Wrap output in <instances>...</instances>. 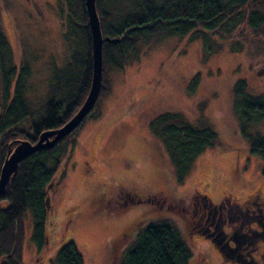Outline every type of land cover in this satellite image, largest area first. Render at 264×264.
Here are the masks:
<instances>
[{
	"label": "rangeland",
	"instance_id": "obj_1",
	"mask_svg": "<svg viewBox=\"0 0 264 264\" xmlns=\"http://www.w3.org/2000/svg\"><path fill=\"white\" fill-rule=\"evenodd\" d=\"M65 11V0H0V31L12 61L17 69L25 63L30 70L24 84L29 124L41 117L52 74L69 56ZM242 39L240 32L222 42V51L203 63L202 40L170 38L143 47L136 62L107 75L109 91L99 102V117L79 131L59 170L65 179L59 183L55 178L48 191V248L40 255L31 242V214L24 216L22 264H50L66 244L75 247L83 264H117L126 250L124 241L140 226L160 221L178 227L192 252L190 264H231L220 262L209 238L198 232L199 213L194 214L192 203H224L238 210L254 195L264 203L262 162L249 155L239 134L231 95L238 80L246 82L248 94H264V42ZM234 41L244 43L246 52H230ZM196 75L199 87L188 98L186 85ZM204 100L219 145L200 155L177 187L146 123L166 112H179L194 123ZM126 194L150 202L124 203Z\"/></svg>",
	"mask_w": 264,
	"mask_h": 264
},
{
	"label": "trees",
	"instance_id": "obj_2",
	"mask_svg": "<svg viewBox=\"0 0 264 264\" xmlns=\"http://www.w3.org/2000/svg\"><path fill=\"white\" fill-rule=\"evenodd\" d=\"M64 39L69 56L55 69L49 83L41 117L30 123L31 112L24 99V84L30 75L23 63L12 61L9 46L0 31V172L13 149L23 141L34 144L40 134L65 125L84 103L92 78L91 32L85 0H65ZM103 40L102 80L97 100L79 126L52 149L41 150L19 163L0 195V264H22L23 219L32 218V237L37 255L48 248L46 232L48 191L58 178L65 159L76 146L84 124L99 117L98 105L108 91L106 77L120 72L139 59L141 49L170 38L202 40V62L223 49L241 32L242 40L264 42V0H95ZM216 38V39H215ZM111 41V42H109ZM80 49H78V46ZM232 53L246 52L244 43H230ZM252 61V55L248 56ZM199 87L194 76L185 94L193 97ZM232 110L249 155L262 162L264 178V94L252 96L244 80L232 87ZM207 102L197 105V118L188 121L179 112L159 114L146 123L149 138L157 142L170 163L174 184L182 186L194 169L196 159L219 145V136L205 115ZM253 129V131H251ZM121 247L126 250L117 264H190L192 252L178 227L170 221L137 228ZM50 264H83L72 244L62 246Z\"/></svg>",
	"mask_w": 264,
	"mask_h": 264
},
{
	"label": "flooded vegetation",
	"instance_id": "obj_3",
	"mask_svg": "<svg viewBox=\"0 0 264 264\" xmlns=\"http://www.w3.org/2000/svg\"><path fill=\"white\" fill-rule=\"evenodd\" d=\"M200 199L206 201L204 197ZM123 201L136 204L150 202V198L143 201L126 194ZM259 201L254 195L242 208L237 206L238 210L233 207L226 209L224 203L217 207L208 201L201 205L192 203L194 214L199 213L200 223H196V228L199 227L198 232L209 238L220 262L264 264V242L258 240L264 239V203Z\"/></svg>",
	"mask_w": 264,
	"mask_h": 264
},
{
	"label": "water",
	"instance_id": "obj_4",
	"mask_svg": "<svg viewBox=\"0 0 264 264\" xmlns=\"http://www.w3.org/2000/svg\"><path fill=\"white\" fill-rule=\"evenodd\" d=\"M92 45V78L89 93L77 113L61 128L43 132L32 144L20 142L4 161L0 172V195L4 192L10 177L16 172L20 162L41 150L52 149L60 140L73 132L92 110L100 92L102 80L103 40L99 19L95 10V0H85ZM111 42V41H109Z\"/></svg>",
	"mask_w": 264,
	"mask_h": 264
}]
</instances>
